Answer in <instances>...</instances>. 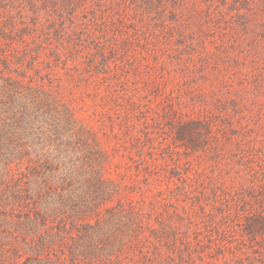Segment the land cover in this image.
Listing matches in <instances>:
<instances>
[{
	"label": "trees",
	"instance_id": "16d2710c",
	"mask_svg": "<svg viewBox=\"0 0 264 264\" xmlns=\"http://www.w3.org/2000/svg\"><path fill=\"white\" fill-rule=\"evenodd\" d=\"M263 129L264 0H0V264H264Z\"/></svg>",
	"mask_w": 264,
	"mask_h": 264
},
{
	"label": "rangeland",
	"instance_id": "374dc122",
	"mask_svg": "<svg viewBox=\"0 0 264 264\" xmlns=\"http://www.w3.org/2000/svg\"><path fill=\"white\" fill-rule=\"evenodd\" d=\"M262 134L264 136V129L261 130L260 133H259V135H258V142L255 144V145H257V147L264 145V142H261L262 139H263Z\"/></svg>",
	"mask_w": 264,
	"mask_h": 264
}]
</instances>
